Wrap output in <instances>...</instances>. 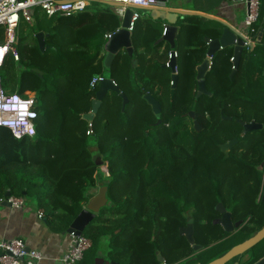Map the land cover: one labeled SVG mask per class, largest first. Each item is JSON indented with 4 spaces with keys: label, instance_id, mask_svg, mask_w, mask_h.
Returning <instances> with one entry per match:
<instances>
[{
    "label": "trees",
    "instance_id": "obj_1",
    "mask_svg": "<svg viewBox=\"0 0 264 264\" xmlns=\"http://www.w3.org/2000/svg\"><path fill=\"white\" fill-rule=\"evenodd\" d=\"M89 8L50 18L36 11L32 23L22 21L17 28L19 60L8 53L0 65V86L7 93L29 91L37 100L35 136L16 138L0 126V203L7 191L35 194L50 226L67 231L92 196L90 190L98 182L106 185L110 207L101 209L83 231L92 246L80 264H94L107 231L119 230L111 245L121 249L131 228L135 252L152 244V235L162 232L165 241L171 240L186 221L185 206L192 204L198 242L209 246L222 240L213 252L198 256L200 264H207L264 227V200L258 201L264 183V127L244 133V124H264V35L260 44L244 48L232 78L234 48L214 54L205 77L209 94L197 97L196 68L207 56L205 39L219 38L224 25L197 14L179 17L178 82L172 98V70L166 66L171 46L157 43L165 21L149 16L152 23L135 24L134 53L122 49L107 69L106 35L120 26L119 15L99 1ZM263 24L260 0L259 20L250 36L258 37ZM38 32L48 34L44 51ZM5 41L0 27V46ZM96 75L114 79L129 102L122 111L120 93L108 91L88 134L83 115L96 98L99 86L90 89ZM148 92L162 107L160 125L144 98ZM190 111L201 131L195 130ZM233 138L238 142L226 156L220 145ZM94 154L102 156L108 173ZM220 202L234 220L244 221L233 234L213 224ZM263 242L253 248L250 264L264 257ZM146 261L151 262L138 257L135 263Z\"/></svg>",
    "mask_w": 264,
    "mask_h": 264
},
{
    "label": "water",
    "instance_id": "obj_2",
    "mask_svg": "<svg viewBox=\"0 0 264 264\" xmlns=\"http://www.w3.org/2000/svg\"><path fill=\"white\" fill-rule=\"evenodd\" d=\"M158 1L166 4L169 0H158ZM101 2L109 6H112V7L123 5L122 3L114 2V1H101ZM135 9L147 10L150 14L149 16H151L152 18L154 19L160 18L165 21V24H164L165 30H164L163 36L159 38L157 43L161 41H167L171 46V53H170L171 55H170V59L168 63L166 64V66H169L172 70L171 97L173 98L175 88L178 82V72H177V67H176L177 57L175 55V52H176L175 48H176V36H177L179 27L176 24L178 21V17L181 13L189 15L191 14L190 12H184V11L179 12L177 10H174L173 8H164V7L127 6L124 16L119 17L121 26L111 33L110 37L108 38L107 42L104 45V50L106 52L105 58H104V66L105 68L109 69L112 66L115 56L122 49L127 50L130 55L134 53V47L132 43V31L129 29V27L132 22V17H133V13ZM30 12L31 14H33V10H31ZM200 15L207 19L216 20L213 17L208 16V15H204V14H200ZM223 25L224 27H223L222 33L219 38H216V39L206 38L205 39L208 44L207 56L203 60V62L200 65H198L196 68L197 80H198L197 97H199L203 93L209 94V92L206 89L205 77L211 67V64H212L211 59L214 56V54H216L218 51L226 47L234 48V56H233L234 67L230 74L231 78L233 77L239 65L241 54L245 48L244 44H245L246 38L243 34L235 30L229 24L223 23ZM47 35L48 34L44 32L36 33V38L38 40L39 46L42 51L46 49L45 38ZM108 91H115V92L120 93L121 97L123 98L122 111H124L126 104L129 102L128 97L123 92H120V89L118 85L116 84V82L114 81V79L105 77L99 83V88L96 93V98L93 100L92 110L83 115V118L88 123H92V121L94 120V117L98 113L99 108L102 104V100ZM144 98L152 106V110L157 117V122L155 123V125H160L162 123V118H161L162 107L159 101L150 92L146 93L144 95ZM188 115L193 120L195 130L201 131L202 126L200 122L196 119L195 112L190 111ZM263 127H264V124L257 123V122H251L248 124H244V133L257 130V129H262ZM237 142H238V139L233 138L232 140L220 145L222 151L226 153V156L229 155V151L234 147V145ZM94 160L96 164L99 166L103 164L102 156L99 154L94 157ZM262 167H264V162L262 163ZM106 172L108 173V170H106ZM107 194H108V187L106 185H103L101 182H98V191L89 198L87 204L85 205L83 210L73 220L67 232L68 233L75 232L77 235L83 234V231L85 230L86 226L94 219L96 215H98V213H100L101 209H103L109 204V199H108ZM5 196L6 198L2 200L0 205L11 206L10 202L7 200V198L11 196V193L7 191ZM263 200H264V192H263ZM216 210L223 212L224 214L221 218L215 219L214 223L221 224L227 233H233L235 227H238L240 224L243 223L242 220L234 223L232 221L231 213L227 211L223 203H218L216 205ZM189 227L191 230V235L189 236V239L194 244V238L192 236L193 225H189ZM263 239H264V227L254 236L237 244L229 252H227L226 254L220 257L213 259L207 264H227L233 259L241 256L248 250H251L258 243H260ZM201 247L202 245L200 244H196L194 246V248L197 250H199ZM95 264H119V263L116 261L110 262L108 260H105L102 257H97L95 259ZM254 264H264V257Z\"/></svg>",
    "mask_w": 264,
    "mask_h": 264
},
{
    "label": "built area",
    "instance_id": "obj_3",
    "mask_svg": "<svg viewBox=\"0 0 264 264\" xmlns=\"http://www.w3.org/2000/svg\"><path fill=\"white\" fill-rule=\"evenodd\" d=\"M93 1L122 3V6H114L115 12L119 17L124 16L127 6L159 7L164 4L158 0H0V27H4L6 32L5 44L0 46V48L3 47L5 49V54L0 58V65L8 53H11L15 60H19V52L16 47L18 41L17 28L22 21L32 23L36 11H41L49 18L71 16L86 10ZM245 1L248 6L244 23L248 28L249 34L245 36L244 47L250 48L254 40L257 39V36L255 38L250 36V31H254L255 24L259 20L260 0ZM31 10H33V14H31ZM139 17V12L135 10L129 27L131 31L134 30L135 23ZM110 35L111 33H108L106 35L107 38ZM257 35L261 38L264 35V24L257 32ZM175 55L176 57L178 56L177 51ZM104 78L102 75L94 76L90 82V89H94ZM36 102L35 94L31 96L29 91L25 95L7 93L0 86V126L10 129L16 138L35 136ZM92 132V123H89L88 134ZM263 192L264 183L258 195V200L263 197ZM7 200L10 202L11 207L15 209H22L26 205V199L23 196L11 195ZM39 216L42 217L43 212H40ZM70 236V248L64 254L62 260L64 264H80L85 257L86 251L91 248L92 241L83 234L77 235L75 232H71ZM42 259V252L28 248L26 241L21 237L0 241V264H39Z\"/></svg>",
    "mask_w": 264,
    "mask_h": 264
},
{
    "label": "crops",
    "instance_id": "obj_4",
    "mask_svg": "<svg viewBox=\"0 0 264 264\" xmlns=\"http://www.w3.org/2000/svg\"><path fill=\"white\" fill-rule=\"evenodd\" d=\"M159 7L173 8L179 12L184 11L197 15H208L219 22L229 24L244 36L249 34L244 23L247 15V3L245 0H178V2L177 0H169L166 4L164 3L163 6ZM135 10L139 13L140 10L143 11L148 17L150 15L147 10ZM185 15L187 14L181 13L179 17ZM260 42L261 37H257L250 49L260 44ZM92 149L96 153V147ZM96 155L98 154H94V157ZM101 166L107 170L106 166H104V160ZM97 191L91 189L90 193L93 195ZM40 212H43L42 217L39 216ZM16 237L23 238L28 248L42 252L43 259L39 264H64L62 258L71 244L70 233L54 230L47 221L45 212L36 203H26L22 209L0 205V241Z\"/></svg>",
    "mask_w": 264,
    "mask_h": 264
},
{
    "label": "flooded vegetation",
    "instance_id": "obj_5",
    "mask_svg": "<svg viewBox=\"0 0 264 264\" xmlns=\"http://www.w3.org/2000/svg\"><path fill=\"white\" fill-rule=\"evenodd\" d=\"M185 207L187 209H184L183 216H185L186 221L184 224L178 227L177 231L171 234L172 236L171 240L167 239L168 241H165L164 233L161 232L158 235L155 234L151 236L153 242L152 244H149L148 246H146V248H143L139 252H135L137 249L134 243L136 235L133 233L131 228L130 229L128 228V234H126V237H124V239L126 240L124 247H121V249H117L115 247H114L115 249L108 247V249L106 250L104 245L100 243L99 247L96 248L95 259L97 257H102L105 260H108L110 262L116 261L119 264H136L135 260L138 257H140L141 260L146 258L151 261V262L148 261L141 262L140 264H150V263L151 264H200L198 260V255L201 254L202 251L207 250L216 244H219L222 240H218L210 244L209 246H204L203 243L198 242L196 238L197 229L195 222L193 221L194 219L193 213L195 212V208L193 207L192 204L187 205ZM216 211L218 212V214L216 217L213 218V224H215L214 223L215 219L221 218L224 214L223 212H220L218 210ZM227 211L229 210L227 209ZM231 217L234 223L242 220V219L234 220L232 213H231ZM189 225H193L192 236L194 238V244L189 239V236L191 235V230ZM215 225H219L220 228L225 231L224 227L221 224H215ZM243 225H244V221L238 227H235L233 233L237 232ZM233 233H229V234H233ZM160 238L164 240L165 243L161 242L159 240ZM196 244H200L202 245V247L199 250H197L194 248ZM237 258L233 259L227 264H233V262L236 261ZM259 260L255 261L254 263L258 262ZM245 262L242 263L241 259L237 260V264H244Z\"/></svg>",
    "mask_w": 264,
    "mask_h": 264
},
{
    "label": "rangeland",
    "instance_id": "obj_6",
    "mask_svg": "<svg viewBox=\"0 0 264 264\" xmlns=\"http://www.w3.org/2000/svg\"><path fill=\"white\" fill-rule=\"evenodd\" d=\"M110 7V9H112V10H114L115 11V9H114V7H112V6H109ZM39 11V10H38ZM140 17H139V19L136 21V23L135 24H137V25H140V24H143V22H151L152 23V19L150 20V18L145 14V13H143V11H141L140 10ZM149 19V20H148ZM247 28V27H246ZM248 29V28H247ZM159 40V39H158ZM157 40V41H158ZM106 74H107V71H106ZM25 94H27V92L25 93ZM29 94L31 95V96H33L34 95V93L33 92H29ZM94 146H92V148H93ZM102 170H104V171H106L105 169H103L102 168ZM101 173V172H100ZM101 176H103V173L102 174H100ZM94 191H97L98 190V186L97 187H94V188H92ZM26 198V203L28 204H34V203H36V204H38V200H37V197H36V195L35 194H31V195H28V196H26L25 197ZM110 204V203H109ZM109 204L106 206V207H104L103 209H107V208H109L110 206H109ZM98 215H100V213H98ZM97 216V215H96ZM119 230H115L114 232H111V231H107L106 233H105V235L101 238V242H98V244H103L104 245V247H105V249L107 250L108 249V247L109 248H114L112 245H111V243L113 242V240H114V238L116 237V235H117V232H118ZM263 241V240H262ZM264 243V242H263ZM260 247V246H259ZM254 248V247H253ZM251 249V250H248L247 252H245L244 254H242L241 256H239L238 258H237V260H239V259H241V261H242V263L243 262H245L244 264H250L251 262H252V260L254 259V254H255V252H256V250H254V249ZM263 248V247H262ZM115 249V248H114ZM264 249V248H263ZM213 246L212 247H210L209 249H207V251L209 252V253H211V252H213ZM88 252V250L86 251V253L85 254H88L87 253ZM89 254H91V253H89ZM88 254V255H89ZM200 255V254H199ZM198 255V256H199ZM199 259V258H198ZM237 260L236 261H234L233 262V264H236L237 263ZM232 263V262H231Z\"/></svg>",
    "mask_w": 264,
    "mask_h": 264
},
{
    "label": "bare ground",
    "instance_id": "obj_7",
    "mask_svg": "<svg viewBox=\"0 0 264 264\" xmlns=\"http://www.w3.org/2000/svg\"><path fill=\"white\" fill-rule=\"evenodd\" d=\"M4 54H5V49L2 47L0 48V58H2Z\"/></svg>",
    "mask_w": 264,
    "mask_h": 264
},
{
    "label": "clouds",
    "instance_id": "obj_8",
    "mask_svg": "<svg viewBox=\"0 0 264 264\" xmlns=\"http://www.w3.org/2000/svg\"><path fill=\"white\" fill-rule=\"evenodd\" d=\"M99 86V85H98Z\"/></svg>",
    "mask_w": 264,
    "mask_h": 264
}]
</instances>
